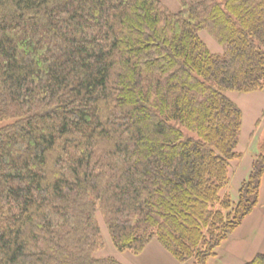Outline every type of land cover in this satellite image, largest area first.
Returning <instances> with one entry per match:
<instances>
[{
	"label": "trees",
	"instance_id": "1",
	"mask_svg": "<svg viewBox=\"0 0 264 264\" xmlns=\"http://www.w3.org/2000/svg\"><path fill=\"white\" fill-rule=\"evenodd\" d=\"M178 2L0 0V264H126L97 256L98 214L121 252L207 264L254 212L264 141L223 191L228 92L264 89V0Z\"/></svg>",
	"mask_w": 264,
	"mask_h": 264
},
{
	"label": "rangeland",
	"instance_id": "2",
	"mask_svg": "<svg viewBox=\"0 0 264 264\" xmlns=\"http://www.w3.org/2000/svg\"><path fill=\"white\" fill-rule=\"evenodd\" d=\"M162 1L173 11H178L181 8L178 0ZM202 36L213 51L219 50V45L208 33H203ZM228 95L243 112V127L238 148L242 156L231 162L229 168L231 180L223 191V193L229 191L233 194L234 199H237L238 189L243 180L249 177L253 159L260 151L261 144L264 141V89L251 93L229 91ZM98 218L105 246L97 252V256H114L126 264H151L139 259V256L144 253L152 242L161 245L159 241H151L139 255L121 252L115 247L100 214H98ZM163 250L170 254L177 264H181L165 248ZM258 253H264V178L258 206L250 216L245 218L239 228L229 235L224 245L219 247L216 256H211L207 264H246Z\"/></svg>",
	"mask_w": 264,
	"mask_h": 264
},
{
	"label": "crops",
	"instance_id": "3",
	"mask_svg": "<svg viewBox=\"0 0 264 264\" xmlns=\"http://www.w3.org/2000/svg\"><path fill=\"white\" fill-rule=\"evenodd\" d=\"M164 248L156 242H152L139 259L151 264H177L176 260L166 253Z\"/></svg>",
	"mask_w": 264,
	"mask_h": 264
}]
</instances>
